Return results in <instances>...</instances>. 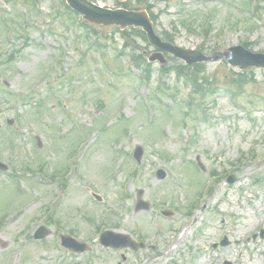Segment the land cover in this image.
Masks as SVG:
<instances>
[{
    "label": "rangeland",
    "instance_id": "rangeland-1",
    "mask_svg": "<svg viewBox=\"0 0 264 264\" xmlns=\"http://www.w3.org/2000/svg\"><path fill=\"white\" fill-rule=\"evenodd\" d=\"M59 1L40 0L38 16L24 0H0V14L37 21L8 40L0 25V162L9 166L0 169V264H264V69L221 58L238 46L264 54V0H126L148 9L164 41L220 55L187 66L166 54L150 72L134 62L157 52L141 29L90 25L98 37L90 45L88 29L77 39L53 24ZM178 69L201 71L202 91ZM79 142L57 193L52 174L66 172ZM141 203L148 210L134 209ZM40 226L49 235L35 240ZM105 230L143 247L107 249L98 240ZM62 233L91 249H64Z\"/></svg>",
    "mask_w": 264,
    "mask_h": 264
},
{
    "label": "water",
    "instance_id": "water-1",
    "mask_svg": "<svg viewBox=\"0 0 264 264\" xmlns=\"http://www.w3.org/2000/svg\"><path fill=\"white\" fill-rule=\"evenodd\" d=\"M67 3L72 9L82 14L86 21L93 24L105 27L118 26L121 29H126L131 26L143 28L147 33L150 43L161 51L160 53L152 54L149 58L150 62L159 60L164 64L166 60L163 52H168L177 58L184 60L188 65L214 61L220 56L215 54L213 57L209 58L197 51L183 50L172 44L163 42L161 38L155 34L153 24L145 11L133 12L122 9L109 10L95 5L88 0H67ZM238 53L242 54V57H240ZM190 56H192V58ZM223 57H225L229 64L234 67H239L242 70L251 67L264 69V54H253L246 51L243 47L233 48L227 53H224L221 58ZM140 151L141 150H139V153ZM148 207V205L141 203L138 205L137 210L148 209ZM66 243L70 245L69 240H66ZM121 246H123V244Z\"/></svg>",
    "mask_w": 264,
    "mask_h": 264
},
{
    "label": "trees",
    "instance_id": "trees-1",
    "mask_svg": "<svg viewBox=\"0 0 264 264\" xmlns=\"http://www.w3.org/2000/svg\"><path fill=\"white\" fill-rule=\"evenodd\" d=\"M25 4L27 5L26 9L31 13H37L38 16L42 15V12L40 11L41 8V3L39 2V0H24ZM61 3V7L65 9V13L63 14L59 11H57V18L56 21H60L63 23L64 28H67L68 31H70L71 29L69 28L71 27H75V25L77 23H80L81 28L83 27L84 29H90V26L84 24L83 22L79 21V15L74 13L73 11H71L65 4L64 0H60ZM30 14V15H31ZM32 18V17H31ZM31 18L29 17V19L25 20L24 19V14L23 12H18L17 10L15 11H10V12H5V14H0V25L4 26V32H5V37L7 34H13L15 31L14 30H18L19 32L25 34H28L30 32V30L32 29V27L36 22L33 21V18L31 20ZM2 26V27H3ZM81 32V30H80ZM94 33L96 34V32L94 31ZM84 36V35H83ZM82 38V37H81ZM85 39L87 40V35L85 34ZM123 49H125V47H122V51ZM142 55V54H141ZM135 64H137L138 66H141L143 68L144 71L146 72H150V65L146 62V65H140L138 63V61L136 59H134ZM146 67L149 68V70H146ZM198 67V66H196ZM200 67H198L199 69ZM194 69L195 67L192 68V72L194 73ZM164 74L168 73V71L166 69H163L162 71ZM177 77L178 79H182V77L184 76L183 71L178 69L177 71ZM201 71H199L200 74ZM185 74V78L187 80V82L191 83V86L196 89L198 88L199 91H202L201 87H199L200 85V79L198 78L197 74L196 76H194V74ZM238 81V80H237ZM237 86H239V88L243 87V81H239L237 82ZM230 94V93H229ZM233 94V93H232ZM231 94V95H232ZM232 97H235V95L233 94Z\"/></svg>",
    "mask_w": 264,
    "mask_h": 264
},
{
    "label": "flooded vegetation",
    "instance_id": "flooded-vegetation-1",
    "mask_svg": "<svg viewBox=\"0 0 264 264\" xmlns=\"http://www.w3.org/2000/svg\"><path fill=\"white\" fill-rule=\"evenodd\" d=\"M150 246H147L145 249H148Z\"/></svg>",
    "mask_w": 264,
    "mask_h": 264
},
{
    "label": "bare ground",
    "instance_id": "bare-ground-1",
    "mask_svg": "<svg viewBox=\"0 0 264 264\" xmlns=\"http://www.w3.org/2000/svg\"><path fill=\"white\" fill-rule=\"evenodd\" d=\"M185 235V234H184Z\"/></svg>",
    "mask_w": 264,
    "mask_h": 264
}]
</instances>
